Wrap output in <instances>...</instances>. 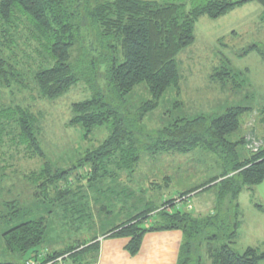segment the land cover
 Wrapping results in <instances>:
<instances>
[{"label": "rangeland", "instance_id": "374dc122", "mask_svg": "<svg viewBox=\"0 0 264 264\" xmlns=\"http://www.w3.org/2000/svg\"><path fill=\"white\" fill-rule=\"evenodd\" d=\"M105 1L108 0H89V6L93 8ZM169 1L190 6L189 0ZM194 37V43L177 56V87L168 88L157 102L152 101L144 83L118 100L105 82L97 81L95 76H89L87 83L79 81L52 100L39 97L31 76L26 80L30 85L27 90L17 86L4 89L0 84V109L6 110L5 115L0 113V262L18 259L7 256L2 234L28 221L45 224L40 247L46 254L82 243H113L115 251L107 264H140L139 253L131 256L123 249L129 239L111 235L135 221L147 229L159 222L160 214L170 215L174 210L188 213L192 226L203 231L193 236L196 252L191 256L192 264H210V247L232 240L235 205L240 194L233 199L224 196L217 204L218 183L224 179L221 175L225 166L234 164L231 159L227 160L219 149L211 152L198 147L180 154L155 150L152 145L160 132L181 119L215 117L228 108L242 107L252 111L243 116L241 129L229 140L245 138V144L237 146L240 160L260 150L263 143L259 140L262 127L258 111L264 106V7L251 1L216 19L201 17L195 24ZM254 45L260 54L248 51ZM80 53L75 50L74 58L80 57ZM17 55L22 62L21 55ZM97 58L96 54L83 57L74 66H87ZM32 66L34 70L36 65ZM97 71L103 73V69ZM96 91L107 100L113 97L111 105L124 108L135 132L131 137L133 152L141 154L138 161L130 164L112 159L104 164V173L100 170L97 175L82 160L98 149L110 133L106 126L85 132L71 122L73 104L90 99ZM18 105L31 106L37 114L36 139L42 156L20 144L16 116L7 110ZM45 164L52 170H68L69 174L55 181V176H47L50 182L44 186L45 176L35 181L31 174H38ZM251 191L247 198L252 200L253 211L242 208L245 220H240L237 230L241 232L239 252L246 247L244 244L264 241V191L260 187ZM257 206H262L263 212H254L260 210ZM184 237L183 234V241Z\"/></svg>", "mask_w": 264, "mask_h": 264}, {"label": "trees", "instance_id": "16d2710c", "mask_svg": "<svg viewBox=\"0 0 264 264\" xmlns=\"http://www.w3.org/2000/svg\"><path fill=\"white\" fill-rule=\"evenodd\" d=\"M251 1L255 2L189 0L190 6H187L169 0H108L90 8L89 0H0L1 87L10 89L17 86L20 90H27L30 85L26 80L31 76V84L39 97L52 100L79 81L87 83L89 76H95L97 81L105 82L118 100L128 95L136 85L144 83L152 101L157 102L168 88L177 87L179 72L176 59L181 51L194 43L196 22L201 17L216 19ZM19 34L23 36L19 37ZM75 50L81 51L80 57L74 58ZM248 51L261 53L256 45L249 47ZM17 54L21 55L22 62ZM94 54L98 58L87 66H74L79 59ZM32 65H36L34 70H31ZM101 69L103 73L97 71ZM112 101L113 97L107 100L96 91L90 99L72 106V124L80 125L85 132L106 126L110 133L98 149L82 160L83 164H90L95 175L104 170V164L112 159L123 164L130 161V164L141 156L133 152L131 137L135 132L130 128L131 120L124 108L111 105ZM30 107L18 105L7 110L16 116L20 144L41 155L36 139L38 117ZM4 111L0 109L1 115H5ZM251 111L233 107L215 117L201 115L192 120L181 119L160 132L152 146L155 150L180 154L198 147L211 152L219 149L234 164L229 168L225 166L221 175L224 179L218 183L217 204L224 196L236 198L244 189L252 190L264 181V106L258 111L262 127L259 140L263 145L257 153L240 160L237 146L244 145L245 138L229 140L241 129L243 116ZM126 144L127 147L123 148ZM68 174V170H52L45 164L38 174L31 175L35 181L45 176L42 184L47 186L50 182L47 176H55V181ZM230 174L232 177H228ZM189 216L180 210H174L170 215L162 213L158 217L159 222L147 229L135 221L111 236L127 237L129 241L125 250L134 256L139 253L146 233L180 230L185 237L176 264H192L191 256L196 252L193 236L203 231L192 226ZM234 223L232 228L236 231L239 222L234 219ZM45 228L42 221H28L3 233L7 256L18 259L9 258L0 264H24L41 252ZM226 240L219 247H210L207 252L210 264H259L264 259V252L247 248L239 253L232 240ZM98 250L97 242L82 243L62 252L49 253L47 258L68 254L67 259L72 264H95Z\"/></svg>", "mask_w": 264, "mask_h": 264}, {"label": "crops", "instance_id": "0c3cea01", "mask_svg": "<svg viewBox=\"0 0 264 264\" xmlns=\"http://www.w3.org/2000/svg\"><path fill=\"white\" fill-rule=\"evenodd\" d=\"M260 187V191H264V181L257 186ZM252 191L249 189H244L240 195L238 196L237 204L235 205V215L236 219L238 220V225L236 227V231H234L235 235L232 237V243L234 249L237 251L238 243L241 240V232L238 233L237 230H240V220L243 222V215H242V208L246 209V207L253 211V204L252 200L247 198V194L251 193ZM243 194V195H242ZM262 195V200L264 199V195ZM260 210L254 212H263L262 206H257ZM240 210L241 212H238ZM244 225V223H243ZM264 238V234H263ZM183 242V233L181 231H163V232H151L146 233L142 239L141 247L139 250V254L137 258H140V264H174L177 261L178 254L180 247ZM124 245L125 243H122ZM127 244V243H126ZM126 244L123 246L125 248ZM260 244L264 245V241H260L259 239L257 242L253 244H244L246 247L242 248V252H244L247 248H253L258 252H264V246L262 248L259 246ZM99 250H98V258L96 260L97 263L95 264H107V261L110 260V254L112 251L113 243L99 241L98 243ZM239 252V251H237ZM241 253V252H239ZM259 264H264V259H262Z\"/></svg>", "mask_w": 264, "mask_h": 264}, {"label": "built area", "instance_id": "2783aa9c", "mask_svg": "<svg viewBox=\"0 0 264 264\" xmlns=\"http://www.w3.org/2000/svg\"><path fill=\"white\" fill-rule=\"evenodd\" d=\"M68 256V254H65L60 257L47 258L46 253L37 252L33 257L24 261V264H72L68 261Z\"/></svg>", "mask_w": 264, "mask_h": 264}, {"label": "water", "instance_id": "95a60500", "mask_svg": "<svg viewBox=\"0 0 264 264\" xmlns=\"http://www.w3.org/2000/svg\"><path fill=\"white\" fill-rule=\"evenodd\" d=\"M259 5L264 7V0H255Z\"/></svg>", "mask_w": 264, "mask_h": 264}]
</instances>
